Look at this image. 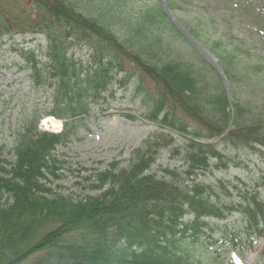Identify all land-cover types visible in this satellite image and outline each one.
Instances as JSON below:
<instances>
[{"label": "trees", "instance_id": "trees-1", "mask_svg": "<svg viewBox=\"0 0 264 264\" xmlns=\"http://www.w3.org/2000/svg\"><path fill=\"white\" fill-rule=\"evenodd\" d=\"M109 1L104 19L75 0H29L25 20L0 3V38L12 29L45 36V51L13 50L23 62L19 69L51 100L40 116L12 130V161L0 145V264H224L226 258L241 264L264 237V0H166L217 56L229 92L160 0ZM209 34L213 45L206 44ZM220 42L223 53L214 49ZM75 46L87 50L85 60L68 52ZM144 81L154 90H143L142 116L156 127L127 163L111 162L89 177L95 196L74 198L50 187L65 165L55 148L90 115L91 101L113 82L139 92ZM45 114L67 119L64 131H39ZM204 137L219 141L201 143ZM164 149L181 157L182 170L152 171ZM252 156L262 161L256 162L262 173L251 189L237 179L246 191L235 201L220 199L231 196V182L193 179L244 160L243 166L255 165L246 160ZM225 244L239 253L236 261Z\"/></svg>", "mask_w": 264, "mask_h": 264}, {"label": "rangeland", "instance_id": "rangeland-1", "mask_svg": "<svg viewBox=\"0 0 264 264\" xmlns=\"http://www.w3.org/2000/svg\"><path fill=\"white\" fill-rule=\"evenodd\" d=\"M17 1L20 0H0V3H7L8 9L14 8L16 14L20 15L19 18L25 20L26 16L29 15L27 9L29 0H21L19 5L16 4ZM75 1L81 10L85 9L87 5L92 8L90 14L101 19L107 16L105 12L108 11L104 7L109 4V0ZM213 36L212 34L206 36L207 45L215 43ZM24 37L34 38L36 42L40 41L39 43L42 45L47 44L45 36L31 34ZM23 39V36L17 34L14 29H12V36L5 35L0 39V145L5 146L2 157L7 161L13 159L10 150H8L12 141V130L21 128L32 118V115L40 116L51 103L49 91L34 88L29 78V72L19 69L18 64H23V62L13 49L20 47V42ZM30 45H34V43H30ZM214 49L223 53L225 51L223 42L216 44ZM68 52L82 60L87 57L86 50H78L76 46L70 48ZM133 74L135 72L132 70L131 75ZM119 76L120 74L114 80ZM132 78L136 77L132 76ZM144 89L150 92L154 90L147 81H144L143 89L139 92L135 91L128 83L122 86L113 82L100 93L96 101H91L90 115L79 122L80 125H78L69 142L55 148V155L64 160L65 165L58 171L59 179L50 178L51 182L47 183L50 187L58 193L74 198H81L85 195L95 196L99 193L98 190L89 188V177L96 171L105 170L111 162L117 161L121 165L127 163L131 151L156 127L142 116L146 113V103H148ZM244 95L245 92L242 91L241 96ZM39 129L43 131L40 127ZM63 129L62 126L61 130L55 132H61ZM173 136L178 141L181 140L177 135L174 134ZM242 153L239 151L233 155L237 157ZM246 160L247 162L249 160L255 162V165L243 166L244 160L240 167L231 166L227 171L212 170L204 175H197L193 179L205 182L221 179L231 182L229 185L231 196L220 195V199L226 203L235 201L246 191V188L241 186L237 179L245 182L251 189L260 171L262 173V169H264L263 165L261 170L258 166L262 162L258 156L247 157ZM238 161H243V159L239 158ZM181 163V157L178 154L170 152L169 149H164L158 154L152 171L161 173V168L182 170ZM163 174L165 173L163 172ZM233 185H236L237 188H234ZM262 195L264 196V193ZM236 218L237 215L233 214L229 220ZM224 248L227 249L228 253L230 252L228 244H225ZM263 248L264 238L254 251L247 253L244 264H264V259H262L264 254L261 253ZM238 254L232 251L229 253V257L236 259ZM229 260L226 258L224 264H229Z\"/></svg>", "mask_w": 264, "mask_h": 264}, {"label": "water", "instance_id": "water-1", "mask_svg": "<svg viewBox=\"0 0 264 264\" xmlns=\"http://www.w3.org/2000/svg\"><path fill=\"white\" fill-rule=\"evenodd\" d=\"M162 2V8L165 12V14L169 17V19L177 26L178 29L183 31V34L187 41L193 45L201 54H203L206 58H208L214 65V67L217 69L220 75H222V71L217 64V59L208 51L206 50L192 35H190L188 29L184 28L176 19V17L170 12L168 9L166 3L164 0H161Z\"/></svg>", "mask_w": 264, "mask_h": 264}, {"label": "bare ground", "instance_id": "bare-ground-1", "mask_svg": "<svg viewBox=\"0 0 264 264\" xmlns=\"http://www.w3.org/2000/svg\"><path fill=\"white\" fill-rule=\"evenodd\" d=\"M62 127V121L55 120L51 117L41 119L40 128L49 131H59Z\"/></svg>", "mask_w": 264, "mask_h": 264}]
</instances>
